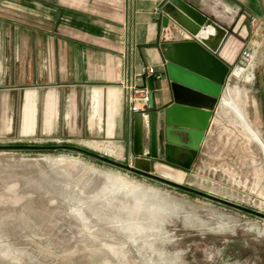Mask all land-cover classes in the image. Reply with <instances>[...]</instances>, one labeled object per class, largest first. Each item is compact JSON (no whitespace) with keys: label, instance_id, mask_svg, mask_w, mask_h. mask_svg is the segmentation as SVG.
<instances>
[{"label":"rangeland","instance_id":"1","mask_svg":"<svg viewBox=\"0 0 264 264\" xmlns=\"http://www.w3.org/2000/svg\"><path fill=\"white\" fill-rule=\"evenodd\" d=\"M249 29L192 165L151 173L252 211L70 147L130 163L102 144L21 136L0 113V264H264V84Z\"/></svg>","mask_w":264,"mask_h":264},{"label":"crops","instance_id":"2","mask_svg":"<svg viewBox=\"0 0 264 264\" xmlns=\"http://www.w3.org/2000/svg\"><path fill=\"white\" fill-rule=\"evenodd\" d=\"M179 4L207 18L204 37L175 21L193 20ZM250 24L258 25L252 59L264 84V0H0L3 122L21 136L73 138L132 158L136 113L125 101V85L147 84L148 112L160 110L170 103L163 43L184 41V34L205 38L217 44L215 54L231 69L250 38ZM146 66L162 79L144 76Z\"/></svg>","mask_w":264,"mask_h":264},{"label":"water","instance_id":"3","mask_svg":"<svg viewBox=\"0 0 264 264\" xmlns=\"http://www.w3.org/2000/svg\"><path fill=\"white\" fill-rule=\"evenodd\" d=\"M178 7L193 20L189 23L185 18L177 17L175 21L192 35H197L207 18L189 5L179 4ZM167 23L168 18L164 16L163 26ZM183 38L184 41L165 42L161 45L170 103L160 110L135 114L133 157L129 164L117 163L104 155L76 146L70 147L101 161L143 175L159 177L151 173V168H155L159 160L188 169L197 155L213 110L222 97L230 66L215 54L217 44H208L205 38L192 39L188 34H184ZM149 108H152L150 103ZM144 119H147V124ZM159 178L206 198L240 207L216 196L186 187L181 182L163 176Z\"/></svg>","mask_w":264,"mask_h":264},{"label":"built area","instance_id":"4","mask_svg":"<svg viewBox=\"0 0 264 264\" xmlns=\"http://www.w3.org/2000/svg\"><path fill=\"white\" fill-rule=\"evenodd\" d=\"M142 74L146 77H152L155 80L162 79V73L157 71L153 66H146ZM125 101L129 105L130 111L134 113H145L150 110L149 103L151 89L147 84L142 85H125Z\"/></svg>","mask_w":264,"mask_h":264},{"label":"bare ground","instance_id":"5","mask_svg":"<svg viewBox=\"0 0 264 264\" xmlns=\"http://www.w3.org/2000/svg\"><path fill=\"white\" fill-rule=\"evenodd\" d=\"M204 34H207V28H200L199 32L197 33L198 36H202L204 37L203 35ZM208 36V35H207ZM221 100V99H220ZM220 102V101H219ZM155 166H159V167H163L165 169V171H174L172 168L170 167H167L165 165H162V164H159V163H156ZM156 171L163 177L167 178V179H170L172 181H176V182H182L184 180V174H174V173H171V172H160L158 169H156Z\"/></svg>","mask_w":264,"mask_h":264}]
</instances>
